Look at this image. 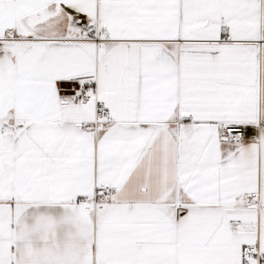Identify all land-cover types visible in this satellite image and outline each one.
I'll use <instances>...</instances> for the list:
<instances>
[{
	"label": "snow or ice",
	"instance_id": "obj_1",
	"mask_svg": "<svg viewBox=\"0 0 264 264\" xmlns=\"http://www.w3.org/2000/svg\"><path fill=\"white\" fill-rule=\"evenodd\" d=\"M0 264H264V0H0Z\"/></svg>",
	"mask_w": 264,
	"mask_h": 264
}]
</instances>
